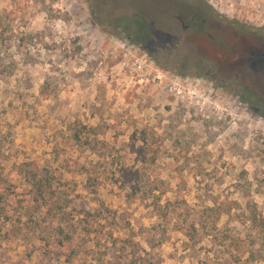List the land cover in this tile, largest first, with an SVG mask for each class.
I'll use <instances>...</instances> for the list:
<instances>
[{"label":"rangeland","instance_id":"obj_1","mask_svg":"<svg viewBox=\"0 0 264 264\" xmlns=\"http://www.w3.org/2000/svg\"><path fill=\"white\" fill-rule=\"evenodd\" d=\"M183 1L0 0V264H264V93L175 45ZM200 1L264 41V0Z\"/></svg>","mask_w":264,"mask_h":264},{"label":"flooded vegetation","instance_id":"obj_2","mask_svg":"<svg viewBox=\"0 0 264 264\" xmlns=\"http://www.w3.org/2000/svg\"><path fill=\"white\" fill-rule=\"evenodd\" d=\"M184 3L183 1L180 8L165 11L171 24L182 27L183 36L177 37L175 45L184 41L197 55L198 61L213 63L215 66L212 69L216 70L213 77H219L220 73V76L224 77L244 78L247 70H241L244 67L237 59L239 57L243 59L246 46H242L237 39L233 44L230 41L228 44L226 34L210 19L208 13L204 11L206 7L200 0L197 2L199 6ZM226 69L230 70L231 76L225 72Z\"/></svg>","mask_w":264,"mask_h":264},{"label":"water","instance_id":"obj_3","mask_svg":"<svg viewBox=\"0 0 264 264\" xmlns=\"http://www.w3.org/2000/svg\"><path fill=\"white\" fill-rule=\"evenodd\" d=\"M245 46L243 59H237L244 67L241 70H247L244 78L251 80L254 86L264 93V41Z\"/></svg>","mask_w":264,"mask_h":264},{"label":"trees","instance_id":"obj_4","mask_svg":"<svg viewBox=\"0 0 264 264\" xmlns=\"http://www.w3.org/2000/svg\"><path fill=\"white\" fill-rule=\"evenodd\" d=\"M243 101L245 103H252L251 100H246L245 98H243ZM251 101V102H250ZM260 116L264 118V113H260ZM37 186L39 187L40 189V196L43 197V193H42V189L43 188H47L48 186L51 187L50 183L48 182V184H45L42 180H39L38 183H37ZM247 209L249 210L250 212V220L251 222L256 226V227H259L260 229H262V234H264V219L263 220H259V216H258V213H257V208L254 207V206H248ZM212 212H217V214L215 213V215H217V220H219L222 216H223V213L226 214V212H219L220 210L218 211H214V209L212 208L211 209ZM196 228V226H193ZM193 229V228H192ZM61 235H64L66 238L65 239H70L69 237L70 236H66L64 230H61L59 232ZM60 245L61 247H65L66 244L64 241H60Z\"/></svg>","mask_w":264,"mask_h":264},{"label":"built area","instance_id":"obj_5","mask_svg":"<svg viewBox=\"0 0 264 264\" xmlns=\"http://www.w3.org/2000/svg\"><path fill=\"white\" fill-rule=\"evenodd\" d=\"M140 66V65H139ZM140 69H141V66H140Z\"/></svg>","mask_w":264,"mask_h":264}]
</instances>
